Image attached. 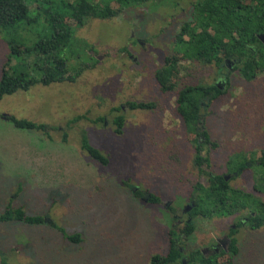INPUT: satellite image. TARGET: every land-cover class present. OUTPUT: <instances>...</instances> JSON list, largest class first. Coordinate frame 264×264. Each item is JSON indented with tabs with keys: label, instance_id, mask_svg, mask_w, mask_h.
Wrapping results in <instances>:
<instances>
[{
	"label": "rangeland",
	"instance_id": "obj_1",
	"mask_svg": "<svg viewBox=\"0 0 264 264\" xmlns=\"http://www.w3.org/2000/svg\"><path fill=\"white\" fill-rule=\"evenodd\" d=\"M194 1L156 0L126 7L113 18H92L75 30L80 41L68 59L69 68L82 63L91 68L74 82L35 84L2 97L0 214L8 204L21 206L52 223L0 221V264H149L152 254L165 252L169 229L179 232L184 226L183 207L192 183L207 181L193 165L194 151L176 111V94L162 91L154 78L156 68L176 49L175 33L191 18ZM46 27L41 18L11 35L30 43L43 37ZM8 37L0 35V79ZM10 60L9 72L17 62ZM182 66L178 87L224 79V93L204 114L216 144L208 170L230 179L226 170L243 161L242 153L255 160L264 147V72L246 80L234 68L222 67L219 74L214 64L184 61ZM127 101H152L155 107L130 109ZM117 113L124 116L121 133L113 123ZM7 115L48 127L21 129ZM83 133L108 158L106 165L81 148ZM237 152L241 156L229 166L227 161ZM256 171L251 165L230 179V185L252 190ZM150 193L159 201L150 202ZM244 215L239 211L195 217V230L183 240V251L219 243L217 250L211 249L218 252L222 245L217 240ZM59 229L80 233L81 241H68ZM234 236L238 254L233 264H264V226H241ZM182 261L189 264L186 256Z\"/></svg>",
	"mask_w": 264,
	"mask_h": 264
},
{
	"label": "trees",
	"instance_id": "obj_2",
	"mask_svg": "<svg viewBox=\"0 0 264 264\" xmlns=\"http://www.w3.org/2000/svg\"><path fill=\"white\" fill-rule=\"evenodd\" d=\"M156 0H0V35H9L7 43L9 54L2 69L0 79V100L4 95L19 90L26 91L35 84L49 85L55 82H74L85 68L92 66L80 64L69 68L68 59L73 54L72 47L79 38L75 30L92 18L109 19L119 15L124 8L141 5ZM158 1V0H157ZM176 4V1H173ZM44 18L46 32L43 37L30 43L25 37L13 38L12 33L24 26L36 25ZM264 33V0H195L192 3L191 18L182 22L175 33L173 43L176 49L164 58L163 63L154 71V78L162 91L176 94V111L189 135L193 148V165L200 177L207 176V181L196 179L189 191L188 199L194 203L186 221L177 232L169 229L168 247L163 253L150 256L149 264H183L186 256L189 264H233L238 254V242L234 234L240 224L228 233L229 242L226 250L203 254L200 249L183 251V240L195 230L193 220L197 216L204 218L232 215L245 211V227L256 230L264 226V147L259 150L255 160L246 159L245 153L237 152L235 158L227 161L234 167L226 174L233 179L248 170L251 165L257 167L252 190L234 188L225 174L211 173L210 151L216 144L211 141L206 129L204 109L224 91L214 83H193L179 86V74L182 62H200L229 68L225 61L233 63V68L246 80H253L264 72V42L258 35ZM91 49V46L88 48ZM87 49V50H88ZM16 58L7 70L11 58ZM34 69L30 72L28 67ZM130 109H150L155 107L152 101H127ZM120 110V108H116ZM7 120L21 129L46 130L47 125L23 118L7 115ZM80 118L74 117L72 120ZM102 119V117H100ZM115 132L121 133L124 123L122 113L113 117ZM63 134L62 139L65 140ZM80 146L97 162L106 165L108 158L90 144L83 133ZM251 164V165H249ZM259 194V195H258ZM136 195H141L140 191ZM150 202L159 198L150 193ZM170 209H172L170 207ZM24 221L39 224L50 219L41 215L27 214L21 206L9 204L0 214V221ZM64 237L73 243L81 241L78 232L67 234L59 229ZM4 264V263H2Z\"/></svg>",
	"mask_w": 264,
	"mask_h": 264
},
{
	"label": "flooded vegetation",
	"instance_id": "obj_3",
	"mask_svg": "<svg viewBox=\"0 0 264 264\" xmlns=\"http://www.w3.org/2000/svg\"><path fill=\"white\" fill-rule=\"evenodd\" d=\"M134 41L136 42V43H138V44H142V41L140 40V39H138V38H134ZM126 50L125 51H127V48H125ZM129 56H131V55H129ZM225 63H226V65H228L229 66V68H233V63H229V61L227 60V61H225ZM217 67V66H216ZM217 69H218V73L219 74H223V68L222 67H217ZM224 79H221V77L219 76V78L217 79V81L215 82V84L216 85H218V86H221V83L222 82H224L223 81ZM194 205V203L193 202H191L190 200H188L187 199V203H186V205H184V207H183V212H185L186 213V215H187V218H186V220H185V222L186 221H190L191 220V217L188 215V212L191 210V208H192V206ZM174 217V216H173ZM245 222H246V215H244L243 217H241L240 219H238L234 224H232L230 227H229V230L230 229H235L236 228V223H238V224H240V226H245ZM229 230H228V233H229ZM228 233L226 234V235H224V237H223V239L222 240H217L218 242H220L221 243V245H222V249H224V250H226V248H227V245H228V242H229V237H228ZM219 243H217L216 245H214L212 248H205V249H203V250H201V252L203 253V254H210L212 251H211V249H214V250H217V245H218ZM209 251V252H208ZM208 252V253H207ZM217 252V251H216Z\"/></svg>",
	"mask_w": 264,
	"mask_h": 264
},
{
	"label": "water",
	"instance_id": "obj_4",
	"mask_svg": "<svg viewBox=\"0 0 264 264\" xmlns=\"http://www.w3.org/2000/svg\"><path fill=\"white\" fill-rule=\"evenodd\" d=\"M258 38H259L261 41L264 42V33L259 34V35H258ZM217 86H218V85H217ZM227 178H228V176H225V179H227Z\"/></svg>",
	"mask_w": 264,
	"mask_h": 264
}]
</instances>
